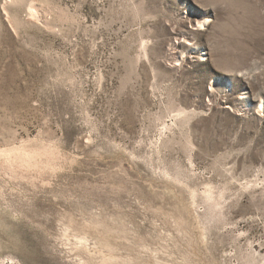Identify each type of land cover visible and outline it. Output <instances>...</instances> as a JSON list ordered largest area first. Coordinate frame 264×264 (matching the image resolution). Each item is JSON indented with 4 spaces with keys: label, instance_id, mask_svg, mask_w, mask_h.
<instances>
[{
    "label": "rangeland",
    "instance_id": "obj_1",
    "mask_svg": "<svg viewBox=\"0 0 264 264\" xmlns=\"http://www.w3.org/2000/svg\"><path fill=\"white\" fill-rule=\"evenodd\" d=\"M0 264H264V0H0Z\"/></svg>",
    "mask_w": 264,
    "mask_h": 264
},
{
    "label": "bare ground",
    "instance_id": "obj_2",
    "mask_svg": "<svg viewBox=\"0 0 264 264\" xmlns=\"http://www.w3.org/2000/svg\"><path fill=\"white\" fill-rule=\"evenodd\" d=\"M32 11V10H31ZM36 12V11H35ZM38 17V16H37ZM87 243V242H86Z\"/></svg>",
    "mask_w": 264,
    "mask_h": 264
}]
</instances>
